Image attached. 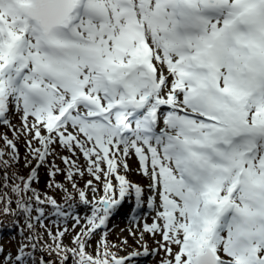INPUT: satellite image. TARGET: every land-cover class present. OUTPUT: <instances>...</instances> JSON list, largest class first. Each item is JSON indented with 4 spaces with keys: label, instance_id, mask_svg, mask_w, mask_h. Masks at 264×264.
Returning <instances> with one entry per match:
<instances>
[{
    "label": "snow or ice",
    "instance_id": "1",
    "mask_svg": "<svg viewBox=\"0 0 264 264\" xmlns=\"http://www.w3.org/2000/svg\"><path fill=\"white\" fill-rule=\"evenodd\" d=\"M10 114L35 167L9 177L19 150L4 137L0 215L21 239L15 255L0 245V264H133L159 250L160 264H264V0H0V124ZM77 150L99 200L91 180L92 200L77 187ZM133 155L147 195L120 174ZM49 157L67 171L53 160L48 187L67 192L54 180L65 176L90 212L83 226L32 187ZM126 197L130 219L145 203L155 212L137 243L159 235L158 248L119 256L102 235L88 251ZM45 208L80 227L69 244Z\"/></svg>",
    "mask_w": 264,
    "mask_h": 264
},
{
    "label": "rangeland",
    "instance_id": "2",
    "mask_svg": "<svg viewBox=\"0 0 264 264\" xmlns=\"http://www.w3.org/2000/svg\"><path fill=\"white\" fill-rule=\"evenodd\" d=\"M8 119L12 127L10 128L8 125L0 124V142L3 143L4 148L10 152L11 149L5 144L4 137H7L8 140H12L17 147L18 146L17 142L20 141L22 137H24V135H22L19 131L21 129V121L19 117L15 114H10L8 116ZM14 130L17 131L18 139L14 138ZM29 138L31 139L30 136ZM33 144H36V146L39 147L36 141H33ZM56 151L59 153L60 156H71L69 152L62 150L59 146L56 147ZM77 153L79 155V159L73 156L71 157V160L76 161V163L82 164L83 168L81 170L84 171V175L79 176L77 180L80 183L82 189H85L86 182L88 180H91L92 184L99 189V191L95 194V199L99 200L101 196L104 195L103 185L97 182L94 179V177L90 176L87 173L86 171L87 162L84 160L82 154H79V150H77ZM127 163L128 166L132 169V171L125 173L121 166V168L119 169L120 174L125 175L128 180L145 188L147 195L148 194L147 185L149 181L147 178L139 174L138 172L139 165L136 161L135 156L133 155L130 158H128ZM30 167L31 166L24 168L26 175L31 172ZM102 167H106V166L102 164ZM59 181H61V184H64L66 182L65 176L60 174ZM113 182L115 183L114 178H113ZM85 192L88 199L92 200L93 193L91 191H88L87 189H85ZM122 206L123 208L121 209H123V211L127 209L126 210L127 215L114 218L113 220L109 219L107 224L106 235L104 233H101L99 235L94 236L91 241L92 246L88 250L93 251L97 242L101 240L102 235L105 236L106 240L110 239L111 241H113V245H115L116 247H113L112 250L115 249L117 255L119 256H127L130 252L134 250L143 252L144 248L142 247V244L147 246V249L150 253L154 249L158 248L155 241L161 239L159 235L153 237L151 234L145 233L141 243H137V241L140 240V232L143 231L144 225L145 224L151 225V223L153 222V217L155 216V212L154 211L151 212L150 209H148L147 204L145 203L144 206L140 207L142 208V211L139 210L138 212H136L135 214L136 219L132 220L130 219V217L133 216L132 208L135 206L134 198L126 197L125 201L122 203ZM121 209L120 212H118L117 214L121 213ZM74 215H78L79 217H81V226H83L85 223L83 217L85 215H90V212H87L86 210L85 212H79ZM44 222L49 228H51L53 234H55L57 231V223L59 224L60 230H63L64 227H67L69 230V234L65 235L64 237V243L66 244H69V241L72 239V237L80 231V227H77L75 230H73L72 225L74 221L72 219H70L67 222H59L58 219L54 218V219L45 220ZM42 231L44 230L42 229ZM130 232H134L135 236L131 235ZM45 236H46V232H45ZM19 240L20 239H18L17 235L14 236V238L12 239L8 237H0V245H3L4 254L6 255L8 253H11L14 255ZM124 240H127L128 242L127 245L122 243V241ZM163 257H164V252L162 250H159L155 255H148V256L141 255L139 257H136L133 261V264H160V261Z\"/></svg>",
    "mask_w": 264,
    "mask_h": 264
},
{
    "label": "trees",
    "instance_id": "3",
    "mask_svg": "<svg viewBox=\"0 0 264 264\" xmlns=\"http://www.w3.org/2000/svg\"><path fill=\"white\" fill-rule=\"evenodd\" d=\"M17 143H18L17 148L19 150V160H18V162H13L12 166H10L7 169V173H8L9 177H12L13 174L15 173L16 175H18L20 177H24L25 179H27L29 173L26 175L25 170H24V168H25V153L27 150L25 137H22V139L20 141H18ZM0 150H2L4 153L9 152L4 148L3 143H1V142H0ZM5 158L10 159V157H8V156H5ZM29 159H31V157H29ZM53 160H54V163L56 166H58L61 169H64L65 171L67 170V165H65L61 159H59L57 157H49L48 158V164L46 166L40 167L38 169L37 180L32 183V187L37 189V191L41 195V198H43L45 195L54 197L59 204L63 205L65 208H67V210L70 213H72L73 215L76 213H79V212L86 211V209H84L82 206H80V201H79V196H78L77 190L73 189L71 186V183L68 182L67 180L64 184H62L67 189V192H63L61 190H58L55 187H51V188L48 187V183H49L48 170L52 166ZM76 164L80 168V170L83 168L82 164H80V163H76ZM30 166H31L30 168L32 170V168L35 167V161H33ZM3 175H4V169L0 168V191L5 190V189H3V179H2ZM59 176H60V174L58 173L54 177V180L58 183H61V181H59ZM79 176L80 175H78V174L75 176L77 187H78V189L85 191V189L81 188L80 183L77 180L79 178ZM11 182H12V180L10 179L9 183H11ZM16 183H21V181L17 180ZM65 197H68L67 202L65 200ZM68 204H71L72 207L68 208ZM12 207L13 208L15 207L14 203H13ZM54 218L58 219L59 221H63V222H67L70 220V219L62 220L60 218L52 216L50 210L48 208H45L44 221L48 220V219H54ZM37 228L39 229V225H37ZM39 230L42 231V229H39ZM15 235L20 237V235L18 234L17 228L14 227L12 224V217H5L3 215H0V236L13 237ZM107 242L109 244L113 245V241H111L110 239H108ZM112 249H111V251L116 252L115 249L114 250H112ZM88 251H90V250H88ZM43 256H44L45 260L52 258V257L48 256L47 252L43 253ZM39 257H40V254H37L38 259H39Z\"/></svg>",
    "mask_w": 264,
    "mask_h": 264
},
{
    "label": "bare ground",
    "instance_id": "4",
    "mask_svg": "<svg viewBox=\"0 0 264 264\" xmlns=\"http://www.w3.org/2000/svg\"><path fill=\"white\" fill-rule=\"evenodd\" d=\"M137 161V160H136ZM138 163V162H137ZM151 211V210H150ZM152 212V211H151Z\"/></svg>",
    "mask_w": 264,
    "mask_h": 264
}]
</instances>
